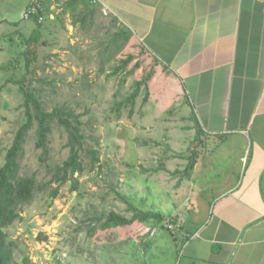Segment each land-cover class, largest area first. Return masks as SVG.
I'll use <instances>...</instances> for the list:
<instances>
[{"label": "rangeland", "instance_id": "obj_1", "mask_svg": "<svg viewBox=\"0 0 264 264\" xmlns=\"http://www.w3.org/2000/svg\"><path fill=\"white\" fill-rule=\"evenodd\" d=\"M5 12L2 7L0 166L25 121L24 97L15 81L23 80L46 111L60 105L73 110L86 136L82 171L59 184L55 167L68 156L66 132L54 125L48 152L42 154L35 148V130L29 131L20 174L34 175L36 187L32 199L19 205L20 217L4 229L7 241L15 244L11 264H23V257L30 264H178L192 199V180L184 168L190 154L202 148L196 122L167 70L132 39L120 52L104 54L103 42L115 29L74 30L73 43L61 35L58 52L41 42L28 45L25 29L19 28L33 22L8 25L6 20H20V11L13 10L14 19ZM127 57H132L127 66L114 74ZM151 72L145 102L140 92L132 108L128 104L115 111V103L129 97L134 83ZM88 149L97 152L98 162H91ZM130 205L161 212L165 221L89 232L96 213L130 217Z\"/></svg>", "mask_w": 264, "mask_h": 264}, {"label": "crops", "instance_id": "obj_2", "mask_svg": "<svg viewBox=\"0 0 264 264\" xmlns=\"http://www.w3.org/2000/svg\"><path fill=\"white\" fill-rule=\"evenodd\" d=\"M29 2L3 0L10 19L20 11L8 25L17 26ZM86 3L93 16L81 0H45L39 28L30 19L32 27L19 29L28 37L40 29L37 43L53 52L61 35L74 42V30L130 29L167 70L201 131L178 264H264V0Z\"/></svg>", "mask_w": 264, "mask_h": 264}, {"label": "trees", "instance_id": "obj_3", "mask_svg": "<svg viewBox=\"0 0 264 264\" xmlns=\"http://www.w3.org/2000/svg\"><path fill=\"white\" fill-rule=\"evenodd\" d=\"M44 8L45 17V0H38ZM79 0H74L78 2ZM87 8L84 15L93 16L95 11L90 9L86 0H81ZM82 16V21L84 20ZM37 17H33L36 27L39 28L40 24L36 23ZM33 29L31 35L27 39V44L32 45L38 42L39 30ZM38 35V36H37ZM108 37L103 42L104 54H115L120 52L129 43L132 37V31L125 26H121L114 31H108ZM132 57H127L113 70V73H117L118 70L124 69L130 62ZM28 63L30 61H27ZM152 77V72L146 74L139 81L134 83L133 91L129 97L123 101L115 103V111H119L123 106L128 104L132 106L135 103V99L140 92L144 93L143 102L149 95L148 82ZM14 81V80H11ZM23 80L15 81L18 83L20 92L24 97V116L25 121L16 130L10 147L5 151L4 161L0 166V264H11L14 255L15 244L13 241H7L5 228L11 225L16 219L20 217L18 207L20 204L29 202L35 192L36 179L32 176H22L20 174V161L25 154V140L32 129L35 130V148L40 149L42 154H47L49 145V135L54 125L63 128L66 132L67 140L66 147L68 148V156L59 166L55 167V178L57 183L62 184L73 176L76 172L82 171V152L86 151L84 140L86 139L82 122L79 120V115L73 110L64 105L56 106L51 111L44 110L42 102L39 97L30 91L22 83ZM0 86V91H1ZM197 125V124H196ZM196 138H199L201 131L196 127ZM91 157V162H98L97 152L95 150H87ZM197 152L194 150L190 154L185 165L186 179H189L192 175L194 164L196 162ZM72 188L76 190L74 185ZM56 189L52 191V196H55ZM132 214L130 217L118 214L115 211H109L108 213H96L92 217V221L95 222L93 226L89 228L90 231H94L96 228L106 230L110 228H116L132 224L133 222H147L149 220L155 222H164L165 216L158 211L142 210L130 205ZM173 240L176 239L175 235H172ZM23 264H30L28 259L23 257Z\"/></svg>", "mask_w": 264, "mask_h": 264}, {"label": "built area", "instance_id": "obj_4", "mask_svg": "<svg viewBox=\"0 0 264 264\" xmlns=\"http://www.w3.org/2000/svg\"><path fill=\"white\" fill-rule=\"evenodd\" d=\"M44 8L38 0H30L22 11L20 18L22 20H30L37 17L36 21L41 23L44 20Z\"/></svg>", "mask_w": 264, "mask_h": 264}]
</instances>
